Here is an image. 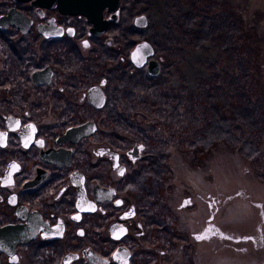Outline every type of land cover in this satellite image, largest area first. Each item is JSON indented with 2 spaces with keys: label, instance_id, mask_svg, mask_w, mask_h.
I'll list each match as a JSON object with an SVG mask.
<instances>
[{
  "label": "flooded vegetation",
  "instance_id": "obj_1",
  "mask_svg": "<svg viewBox=\"0 0 264 264\" xmlns=\"http://www.w3.org/2000/svg\"><path fill=\"white\" fill-rule=\"evenodd\" d=\"M10 10L19 22L0 23V264H204L221 252L264 264V181L255 193L252 184L229 194L216 185L178 183V211L198 212L184 219L141 194L145 149L126 145L125 122L114 110L129 100L127 66L153 79L165 62L141 36L147 18L143 27L135 16L124 24L119 3L114 20L101 9L104 28L94 32L83 15L60 13L55 1L42 7L10 0L0 16ZM205 23L202 16L199 31ZM128 26L129 36L121 38ZM136 32L138 39L131 37ZM142 42L152 54L138 68L130 52ZM79 51L88 52L87 62ZM149 61L158 64L152 76ZM94 63L100 75L93 79ZM108 108L118 129L108 111L99 115ZM223 194L239 197L246 216L240 209L235 219L221 218Z\"/></svg>",
  "mask_w": 264,
  "mask_h": 264
},
{
  "label": "rangeland",
  "instance_id": "obj_2",
  "mask_svg": "<svg viewBox=\"0 0 264 264\" xmlns=\"http://www.w3.org/2000/svg\"><path fill=\"white\" fill-rule=\"evenodd\" d=\"M9 1L0 0V7ZM169 1L170 7H166L169 16L163 6L159 10L165 9L164 13L151 9L149 0L118 2L123 10L124 24L130 25L132 18L139 14L145 15L147 21L149 19L150 27L147 23V29L141 32V36L155 48L156 57L162 56L165 62L153 79L140 71L131 74L128 71L130 67L125 68L124 90L129 100L125 102L126 108L120 107L114 110V114L125 122L126 145L137 143L145 149L141 162V194L147 195L150 201L154 199L158 205L170 207V213L194 215L198 213L197 209L191 212L186 208L185 212L176 208L182 196L178 183L191 188L203 184L209 187L216 185L225 194L238 186L255 184L254 193L263 188L264 0H198L206 6L205 11L210 10V6L211 14L220 12L223 20L216 16L211 20L206 18L204 31L191 29L189 34L184 29L190 27L193 16L199 13L187 12L183 8V0ZM166 21L172 23L169 31ZM128 28L125 27V35L121 38L129 36ZM34 34H30V38L39 37ZM177 34L180 39H187L176 45L173 35ZM131 37L138 39V33H132ZM185 43L191 49H203L200 54L196 50L191 52L204 65L201 74H197L196 85L188 86L190 89L182 85L181 76L175 78L170 75L166 80L169 71L176 74L178 57L174 52H180L181 57V46ZM169 44H174L172 49ZM120 45L123 46L122 43ZM52 47L58 48L59 45L51 44L48 49ZM79 53L87 62L88 52ZM47 59L49 62L52 60L48 56ZM110 59L111 62L116 61L115 58ZM98 65L94 63L90 69V73L94 71L93 79L100 75L95 71ZM185 74L189 77L192 73ZM172 79H176L173 82L176 89L173 87L174 91L170 92L165 86ZM149 90L152 95H144ZM30 92L33 95L34 91ZM107 111L110 124L116 126L113 121L119 120L109 108L99 115ZM204 130L208 136L206 139H203ZM198 155L201 156L196 159ZM229 196L231 199L227 201ZM241 202L239 197L224 195L219 216L224 220L235 219L240 209L246 216ZM184 214L181 219L185 218ZM206 257L204 264H244L223 252Z\"/></svg>",
  "mask_w": 264,
  "mask_h": 264
},
{
  "label": "water",
  "instance_id": "obj_3",
  "mask_svg": "<svg viewBox=\"0 0 264 264\" xmlns=\"http://www.w3.org/2000/svg\"><path fill=\"white\" fill-rule=\"evenodd\" d=\"M15 2H27L30 1L32 5L50 7L54 4L60 13L68 14H80L83 15L88 22L91 23V30L99 32L104 28L105 21L101 19L100 11L102 8H106L108 12L113 15L111 20H114L116 15V7L118 0H14ZM10 10L8 14L0 16V23H14L19 22L18 20H11L13 15H16ZM15 12V11H14ZM16 13V12H15ZM18 13V12H17ZM19 14V13H18ZM22 16L21 14H19ZM133 23L137 26H144L146 24V17L141 14L133 18ZM152 50L146 42L136 44L130 52V61L137 67L141 66L145 62V57L151 55ZM158 72V64L155 61H149L147 64V73L149 75H155ZM35 76V75H34ZM33 76V78H34ZM82 126L70 128L72 131H80ZM68 130V131H69ZM77 136H81L78 133Z\"/></svg>",
  "mask_w": 264,
  "mask_h": 264
},
{
  "label": "trees",
  "instance_id": "obj_4",
  "mask_svg": "<svg viewBox=\"0 0 264 264\" xmlns=\"http://www.w3.org/2000/svg\"><path fill=\"white\" fill-rule=\"evenodd\" d=\"M149 2L152 4V5H150L151 9H154V11H156L157 13H161V12L164 13L165 9L167 10V13L169 12V9L166 8V7H168V8L170 7V5H169V2L170 1L169 0H149ZM161 6H163V8H165V9L164 10H159ZM203 7L205 8L206 6L203 5L202 3H200L198 0H183V8L187 12H189V11L197 12V13L201 12V14H198V15L195 14V16H193V19L191 20V23H190L189 31L186 29L189 33H190V30L191 29H193L195 32L199 30L198 29V25H199V23L201 21L200 15L204 16L205 22H207L206 21V18H208L209 20L213 19L215 16L218 17L219 20L222 18L221 15H220V12H216V14H211L210 12H212V10H211V7L210 6H208L209 9H210L208 11L203 10ZM172 9L174 10V7ZM175 9H179V7H176ZM216 11H218V10H216ZM167 16H169V13L167 14ZM222 20L223 19H221V21ZM148 21H149V19H148ZM169 23H171V22L170 21H166V29L167 30H168V28L170 29V27L168 25ZM188 25H189V22H188ZM205 25H206V23H205ZM182 31H184V30H182ZM177 35L178 36H175L176 40H178V42L182 41V38H184V37H182L180 39L179 38V34H177ZM163 42L166 43L165 42V37H163ZM177 44L178 43H176V45ZM168 46L171 47L172 44H169ZM187 46H190V45H182L181 46V49L184 48V47H187ZM192 50L199 51L198 54H200L201 51H203L202 47H194L192 49H191V47H189L187 49H184L181 52V57H180V52H178V51H175L174 52V54H179V55H177V57H178L177 58V60H178V64H177L178 67L175 69L176 74L175 73L171 74V71L168 72L169 74L167 75L166 80H167V78L170 75L175 76V78H176V76H181L180 79H181V83H182L183 86H189V85L192 86L193 84L196 85L195 82H196L197 74H199V73L201 74V72H202V69L201 68H202V66L204 64H202L201 61L197 58L198 56H196L195 54L191 53ZM184 51H186V52L184 53ZM179 61H180V63H179ZM186 61L188 62V72L192 73L189 77L188 76L185 77V74H184V71H185L184 64H185ZM183 75H184V78H183ZM154 78H156V77H154ZM168 80H169V78H168ZM173 82H176V79H172V80L168 81L167 86H165L166 90L169 89L170 85H173ZM195 85H193V86H195ZM206 138H208V136L206 134V130H204V132H203V139H206ZM199 156H201V155L196 156V159ZM262 164H264V162H262Z\"/></svg>",
  "mask_w": 264,
  "mask_h": 264
}]
</instances>
